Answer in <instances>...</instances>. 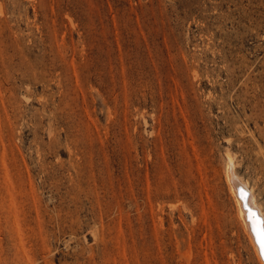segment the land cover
Segmentation results:
<instances>
[{"label": "rangeland", "instance_id": "1", "mask_svg": "<svg viewBox=\"0 0 264 264\" xmlns=\"http://www.w3.org/2000/svg\"><path fill=\"white\" fill-rule=\"evenodd\" d=\"M228 162L264 208V0H0V264H261Z\"/></svg>", "mask_w": 264, "mask_h": 264}, {"label": "bare ground", "instance_id": "2", "mask_svg": "<svg viewBox=\"0 0 264 264\" xmlns=\"http://www.w3.org/2000/svg\"><path fill=\"white\" fill-rule=\"evenodd\" d=\"M227 165L229 185L238 216L249 235L258 260L264 264V208L257 201L254 188L247 181L239 180L236 171H233L234 165L232 167L229 162Z\"/></svg>", "mask_w": 264, "mask_h": 264}]
</instances>
